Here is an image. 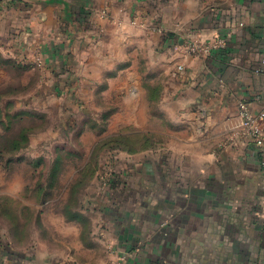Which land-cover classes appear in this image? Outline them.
<instances>
[{"label": "crops", "instance_id": "crops-1", "mask_svg": "<svg viewBox=\"0 0 264 264\" xmlns=\"http://www.w3.org/2000/svg\"><path fill=\"white\" fill-rule=\"evenodd\" d=\"M220 37L227 47L210 57L185 51ZM0 54L59 81L71 70L80 87L98 85L90 72L101 69L121 70L111 90H139L146 70L163 86L152 116L175 131L158 150L119 153L75 264H264V146L237 131L246 101L264 134V0H0ZM65 257L6 254L0 264Z\"/></svg>", "mask_w": 264, "mask_h": 264}, {"label": "rangeland", "instance_id": "rangeland-1", "mask_svg": "<svg viewBox=\"0 0 264 264\" xmlns=\"http://www.w3.org/2000/svg\"><path fill=\"white\" fill-rule=\"evenodd\" d=\"M63 71V81L54 80L0 54V262L6 254L33 262L64 253V264H75L71 252L88 247L89 207L119 153L158 150L175 131L166 116H152L163 86L152 84L151 70L141 72L139 90L110 89L120 69L92 70L100 83L84 87Z\"/></svg>", "mask_w": 264, "mask_h": 264}, {"label": "built area", "instance_id": "built-area-1", "mask_svg": "<svg viewBox=\"0 0 264 264\" xmlns=\"http://www.w3.org/2000/svg\"><path fill=\"white\" fill-rule=\"evenodd\" d=\"M227 47V39L220 37L214 41H203L201 39L190 40L185 43V51L188 55L196 56L199 58L210 57L214 52L224 50ZM262 71L264 73V57L261 60ZM183 67L180 66L179 70ZM241 124L237 129L240 136L246 140H249L256 145L264 146V134L262 131V126L257 117L252 113L249 103L246 101H240L238 104ZM264 165V163H263ZM125 262L126 258H122L118 261H112L109 264H122Z\"/></svg>", "mask_w": 264, "mask_h": 264}]
</instances>
